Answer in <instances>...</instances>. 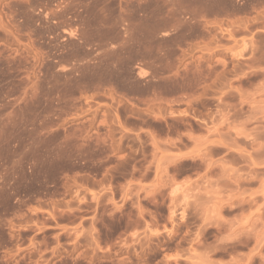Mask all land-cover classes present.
I'll return each mask as SVG.
<instances>
[{"label": "rangeland", "instance_id": "obj_1", "mask_svg": "<svg viewBox=\"0 0 264 264\" xmlns=\"http://www.w3.org/2000/svg\"><path fill=\"white\" fill-rule=\"evenodd\" d=\"M0 264H264V0H0Z\"/></svg>", "mask_w": 264, "mask_h": 264}]
</instances>
